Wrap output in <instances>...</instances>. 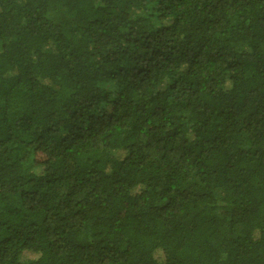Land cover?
Returning <instances> with one entry per match:
<instances>
[{
	"label": "trees",
	"instance_id": "1",
	"mask_svg": "<svg viewBox=\"0 0 264 264\" xmlns=\"http://www.w3.org/2000/svg\"><path fill=\"white\" fill-rule=\"evenodd\" d=\"M0 264H264V0H0Z\"/></svg>",
	"mask_w": 264,
	"mask_h": 264
},
{
	"label": "rangeland",
	"instance_id": "2",
	"mask_svg": "<svg viewBox=\"0 0 264 264\" xmlns=\"http://www.w3.org/2000/svg\"><path fill=\"white\" fill-rule=\"evenodd\" d=\"M25 257H27V255Z\"/></svg>",
	"mask_w": 264,
	"mask_h": 264
}]
</instances>
